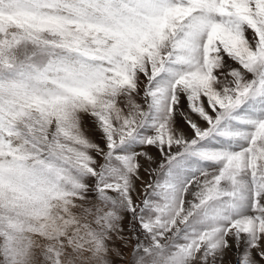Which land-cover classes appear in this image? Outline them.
<instances>
[{"label":"snow or ice","instance_id":"snow-or-ice-1","mask_svg":"<svg viewBox=\"0 0 264 264\" xmlns=\"http://www.w3.org/2000/svg\"><path fill=\"white\" fill-rule=\"evenodd\" d=\"M0 264H264V0H0Z\"/></svg>","mask_w":264,"mask_h":264}]
</instances>
